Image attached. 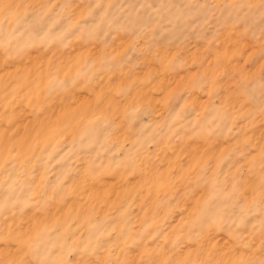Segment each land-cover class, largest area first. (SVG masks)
<instances>
[{
  "label": "clouds",
  "instance_id": "1",
  "mask_svg": "<svg viewBox=\"0 0 264 264\" xmlns=\"http://www.w3.org/2000/svg\"><path fill=\"white\" fill-rule=\"evenodd\" d=\"M23 3L27 12L12 22L13 9ZM84 3L88 11L78 16L76 5ZM42 34L62 39L44 51L43 45L34 46ZM214 34L196 60L185 59L184 51L153 57L165 41L187 48L206 44ZM224 34L235 38L238 49L227 61L216 54ZM121 41L127 46L120 44L122 51L113 54L110 49ZM78 48L92 49L83 65L91 73L75 76V68L65 74L37 64L41 52L46 56L56 49L59 57ZM102 48L105 55L97 61ZM134 61L139 63L125 77ZM31 65L36 68L27 77L22 72L11 80L0 77V143L10 129L16 128V135L25 130L16 124V106L24 105L20 117L31 130L55 109L86 100L89 109L103 110L93 135H73L53 157L62 158L57 168L79 159L63 186H57L65 194L61 207L117 177L128 191L114 190L112 212L97 214V202L92 212L81 210L55 224L50 223L55 204L42 206L43 196H29L30 187L13 192L0 202V264H70L81 254L100 257L97 264H264V144L258 139L264 138V0H0V71ZM188 73L157 115V106L146 97H163L170 86L154 85L161 77L167 81ZM133 75L144 78L133 80ZM118 79L124 83L112 87ZM193 96L208 102L201 107ZM114 101L119 102L115 112L111 106L104 109ZM78 115L79 110L70 120L74 123ZM125 126L130 139L121 143ZM207 140L236 143L195 167L189 164L191 152L168 164L169 183L166 151L175 156V147ZM10 179L19 188L25 177L13 164L0 162V182ZM73 181L68 194L66 186ZM144 194L149 212L141 221L133 201ZM17 217L29 227L9 226L8 220ZM36 217L43 219L31 224Z\"/></svg>",
  "mask_w": 264,
  "mask_h": 264
},
{
  "label": "rangeland",
  "instance_id": "2",
  "mask_svg": "<svg viewBox=\"0 0 264 264\" xmlns=\"http://www.w3.org/2000/svg\"><path fill=\"white\" fill-rule=\"evenodd\" d=\"M77 15L88 11L87 3L76 5ZM27 4L23 3L19 8H14L11 13V20L15 22L20 19L27 12ZM92 12L95 11L93 8ZM88 26H85L84 31H87ZM84 33H78L76 37L65 41L64 44L60 45L61 50L63 48L71 45L75 40L81 38ZM62 39V36L49 38L47 35L42 34L40 37L36 38L34 46L39 47L43 45L44 51H47L51 47L52 43H55L57 40ZM187 39V38H185ZM199 39V37H198ZM215 39V34L208 38V42L204 45L199 44H190L187 48H182L180 45L173 48L170 47V42L165 41L162 44L156 46L155 51L153 52V57L159 56L160 59L166 57L175 56L177 52L184 51L185 59L196 60L199 58V55L203 53L211 41ZM87 42V41H85ZM219 48L216 54L220 57L225 58V60H230L232 55L238 51L234 47L236 40L229 34L222 35L219 40H217ZM123 44L127 46V41H121L117 46H114L110 49L113 54H119L122 51V48L119 46ZM183 44V41L181 42ZM150 46V41L143 47ZM105 47H108L105 45ZM251 51V48H249ZM92 54L91 48H78V50L71 55L61 54L57 57L56 49H53L51 52L45 56L43 52L38 54L36 57L37 64H43L45 68H54L59 71L63 69V72L70 73L73 72L75 68L74 75L81 76L83 74L91 73V68H84V61L88 56ZM105 55L104 49L100 50V55L97 57V61ZM42 57V59H40ZM95 63V62H94ZM138 61H134L129 65V69L125 71L124 75L127 77L128 71H132L136 68ZM36 68V65L31 66H17L13 68H7L0 71V77H7L11 80L15 74L22 72L25 77L31 74ZM191 73L184 74L175 78H170L167 81L164 80V77H161V81L157 82L159 86L162 82L166 83L170 87L165 92L163 97L161 96H152L148 95L146 98L150 100L154 105H156V114L162 115L164 112V104L168 99V96L171 92L175 91L177 88L181 87L183 83L191 76ZM135 79H143V76L133 75L131 77ZM124 83V80L118 79L113 84L112 87L120 88ZM52 87H55L53 83ZM124 93L127 92V89L122 90ZM101 93L98 91L96 94V100L100 99ZM192 102L199 104L201 107L207 104V99H200L199 96H193ZM118 101H114L109 104L104 105V109H107L109 106L112 107L113 112L116 110V105ZM23 104L16 106L14 112L16 115V124L17 126H23L25 130L20 132V135H16V128L9 130V137L6 142L0 143V162H6L13 164L17 169V174L24 176V183L20 185L19 188L16 187L17 181L10 179L7 182H0V202L6 198H10L12 193L17 194L23 193L24 189L30 187L31 192L28 193L30 196L32 193L36 195H42L43 200L41 201L42 206L53 207V211L50 217V223L55 224L60 220H67L70 216L78 215L81 210L86 214L93 211L94 205L95 212L97 214H106L112 212L116 207L117 197L114 194L115 192L128 191L127 187L121 188L120 178L117 177L115 181L106 182V187L103 189H90L87 193H84L82 198L69 201L66 207H61L65 194L57 191V186H63L62 182L66 179L67 175L75 171L73 164H78L79 159L73 161L72 163L66 165L64 168H57V163L62 162L61 157H56V160H53V157L56 156V152L60 146L65 142L66 139L71 140V137L79 133L81 139L89 138L93 135L94 125L96 121L100 118L103 110H98L95 107L89 109L86 105V100L81 101L80 104H72L71 107L64 106L54 110V112L49 113L47 118L41 121V123L34 129L28 130L29 121L22 119L20 113L25 111ZM79 110V115L76 117L75 122L73 123L70 120L72 113H76ZM134 116V113H133ZM211 119V117L209 118ZM129 126H125L123 131L119 134V139L121 143L130 139L129 135ZM260 142L264 144V138H260ZM236 141H232L231 144H225L222 142H217L216 140H207L204 144L201 145H179L175 147L174 151L176 152L175 156L168 154L166 151L165 155L167 157V164L165 166V171L169 173V183L171 181V167H168V164H174L182 156H186L191 152L193 155L189 157V164L192 167H195L202 160L212 155H223L232 144H235ZM89 166H91L92 161L89 159L86 161ZM37 168L39 172H37ZM88 171V168H85V172ZM29 181H34V183L29 184ZM83 186V181L80 182ZM139 184L140 182H135ZM76 182L73 181L71 185L66 186L68 194H71V188L75 187ZM11 185V187L9 186ZM147 194H144L140 200L133 201L137 207V212L135 213V218L143 221L148 212L149 208L145 205L144 199ZM28 198L25 197V203L27 204ZM32 213H29L28 216H32ZM43 218L36 217L30 221L31 224H36L39 220ZM8 225H15L17 228L27 229L29 227V222H26L25 218L17 217L15 221L8 220ZM46 225L42 224L41 227ZM37 239H39V233H37ZM100 257L89 258L84 257L82 254L77 256L74 260L70 261V264H97V261L100 260ZM28 264H32V261L29 260Z\"/></svg>",
  "mask_w": 264,
  "mask_h": 264
}]
</instances>
